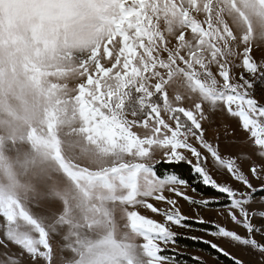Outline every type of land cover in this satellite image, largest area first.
<instances>
[{
	"label": "snow or ice",
	"instance_id": "obj_1",
	"mask_svg": "<svg viewBox=\"0 0 264 264\" xmlns=\"http://www.w3.org/2000/svg\"><path fill=\"white\" fill-rule=\"evenodd\" d=\"M181 201L264 264V0H0V264H188Z\"/></svg>",
	"mask_w": 264,
	"mask_h": 264
},
{
	"label": "rangeland",
	"instance_id": "obj_2",
	"mask_svg": "<svg viewBox=\"0 0 264 264\" xmlns=\"http://www.w3.org/2000/svg\"><path fill=\"white\" fill-rule=\"evenodd\" d=\"M208 135L210 137L213 135L212 130H209ZM180 208H181V212L189 217V219L185 221V223L190 225L189 228H179V227L174 228V231L177 232L176 247L178 251L186 254L183 257V259H187L188 264H196V262L191 260L190 257L199 256L205 261V264H226V260L223 257H220L218 262L215 260L217 254L214 252V250L209 252H204L200 249H188L181 247L178 241V240H189L191 242L192 241L197 242L191 239V237L194 236L203 237L204 239H214L210 236L205 235V233L201 231V229L207 228L209 227V225L199 224L196 222V220L198 219V216H203L204 219L207 221H218L224 223L223 218L218 216L215 211L196 210L194 206H190L185 201L180 202Z\"/></svg>",
	"mask_w": 264,
	"mask_h": 264
},
{
	"label": "trees",
	"instance_id": "obj_3",
	"mask_svg": "<svg viewBox=\"0 0 264 264\" xmlns=\"http://www.w3.org/2000/svg\"><path fill=\"white\" fill-rule=\"evenodd\" d=\"M195 187H197L198 191H207L206 189L203 188L202 185L199 184H194ZM180 243L181 247L184 248H188V249H200L204 252H209V251H213L212 249H210L207 245L203 244V243H199V242H191L189 240H178Z\"/></svg>",
	"mask_w": 264,
	"mask_h": 264
}]
</instances>
